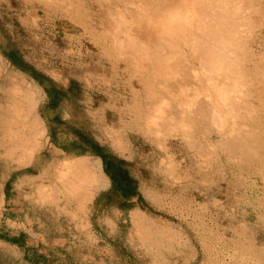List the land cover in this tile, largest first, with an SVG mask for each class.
<instances>
[{"label": "rangeland", "instance_id": "374dc122", "mask_svg": "<svg viewBox=\"0 0 264 264\" xmlns=\"http://www.w3.org/2000/svg\"><path fill=\"white\" fill-rule=\"evenodd\" d=\"M52 10L38 0H0V264H264L262 104H255L251 130L258 134L242 160L211 142L209 158L201 157L175 129L159 133L166 139L169 131L165 142L153 138L130 113L127 82L98 78L92 43L86 36L69 41ZM71 48L77 56L68 57ZM14 73L41 99L38 116L47 127L29 153L32 130L19 125ZM49 90L54 100L47 103ZM219 122L208 133L228 137ZM12 156L14 174L2 181ZM78 157L101 167L92 168L93 197L75 209L61 170Z\"/></svg>", "mask_w": 264, "mask_h": 264}, {"label": "bare ground", "instance_id": "6f19581e", "mask_svg": "<svg viewBox=\"0 0 264 264\" xmlns=\"http://www.w3.org/2000/svg\"><path fill=\"white\" fill-rule=\"evenodd\" d=\"M38 1L58 11L59 15H56L64 22L63 28L69 41H82L84 38L81 36H86L92 43L97 53L93 68L98 78L103 81L116 78L127 82L132 93V112H129L143 124L145 133L157 138L160 132L175 129L188 143H184L176 132L177 138H181L185 145L194 146L193 153L197 151L196 154L201 157L208 156L204 153L209 142L217 145L216 149L232 160L250 151V140L256 134L251 130L255 104L259 102L264 108V0ZM258 26L261 33L257 36ZM67 54L74 57L78 53L71 48ZM108 66L110 69H107ZM17 75L14 73L13 77L16 113L22 118L19 125L32 130L30 141L27 136H23L25 139L22 140L27 139V150L38 149L39 137L47 132V127L43 126L38 116L41 99L27 90L29 84L25 83L27 88L20 87ZM30 117L35 118L31 123L27 122ZM218 121L229 127L228 137L224 134H219V138L211 137L208 133L212 132V124ZM165 134L166 139L160 135L164 142L168 136ZM135 142L140 140L135 138ZM28 162L30 159L17 164L25 166ZM100 164L99 160H88L86 157L62 163L64 187L68 190V201L73 208H79L87 196L93 197L94 193L91 194L88 186L96 181L92 168L100 172ZM256 188H259L257 184ZM42 189L45 191L46 188L42 186ZM132 219L138 222V216L132 215Z\"/></svg>", "mask_w": 264, "mask_h": 264}, {"label": "crops", "instance_id": "0c3cea01", "mask_svg": "<svg viewBox=\"0 0 264 264\" xmlns=\"http://www.w3.org/2000/svg\"><path fill=\"white\" fill-rule=\"evenodd\" d=\"M54 100V97H52V96H50V95H48V99H47V103H50L51 102V100ZM8 166H11V167H8V168H10L9 170H8V172H9V174H7V178L6 179H2V181H6L9 177H11L13 174H14V157L12 158V162L10 163V165H8ZM26 195H28L29 194V192H26L25 193ZM100 195V194H99ZM98 195V196H99ZM28 197V196H27Z\"/></svg>", "mask_w": 264, "mask_h": 264}, {"label": "flooded vegetation", "instance_id": "af4514ba", "mask_svg": "<svg viewBox=\"0 0 264 264\" xmlns=\"http://www.w3.org/2000/svg\"><path fill=\"white\" fill-rule=\"evenodd\" d=\"M9 59L14 63V57L12 55H9ZM56 90V89H55ZM49 95L53 97V94L51 92V90H49Z\"/></svg>", "mask_w": 264, "mask_h": 264}, {"label": "trees", "instance_id": "16d2710c", "mask_svg": "<svg viewBox=\"0 0 264 264\" xmlns=\"http://www.w3.org/2000/svg\"><path fill=\"white\" fill-rule=\"evenodd\" d=\"M9 240L16 242V240H15V239H9Z\"/></svg>", "mask_w": 264, "mask_h": 264}]
</instances>
